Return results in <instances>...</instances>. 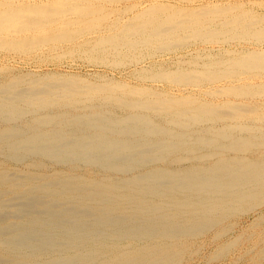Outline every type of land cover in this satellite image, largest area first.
Segmentation results:
<instances>
[{"label": "rangeland", "instance_id": "374dc122", "mask_svg": "<svg viewBox=\"0 0 264 264\" xmlns=\"http://www.w3.org/2000/svg\"><path fill=\"white\" fill-rule=\"evenodd\" d=\"M151 1L135 0L133 3L140 4V10L151 3ZM157 1L174 6L177 5V7L185 6L184 8L186 6L187 8L207 6L215 4V2H219L222 5L229 4L230 6L242 3L244 4L242 10L253 11L252 13H256L255 15L264 16V2H262L264 0ZM252 1H256L254 5ZM80 40H77L78 44L83 42ZM242 41L228 40L223 43L219 42L220 44L191 42L192 44L188 43L176 53L153 57L146 55L145 59L143 58L137 64H122L116 68H111L104 64L100 65L95 61L90 62L83 55L70 54L69 56V53L66 54V52L71 45L65 43L63 45L56 44L58 49L55 48L56 45L49 44L47 47L45 46L46 48L42 47L39 50L20 55L2 51L0 52V84L2 83L1 85L4 86L7 82L15 81L21 76V79H18L20 81L23 80L22 82H38L50 77V79L48 78L50 83L59 82L61 81L60 78L76 76L94 84L121 82L149 90V92L165 93L173 97L191 95L199 100L217 104L220 101L229 100L232 103L240 104L244 103V101L247 102V100L229 96L225 98L223 95L216 96L218 89L220 90V88L231 84L230 82L233 81L220 80V82L216 81L210 84L209 82H204L195 87L193 84L185 86L175 83V85L165 80H155V78L152 79L148 75L150 73H163L172 70L174 72V70L178 71L177 69L190 71L194 68L193 65L202 64V61L207 62L206 60L215 59V57L224 58L235 55L242 48L255 46L252 41ZM261 47H264V44ZM196 61L197 63L195 64ZM198 66L201 67L198 68L199 71L204 67ZM142 69L149 73L146 77L138 74ZM240 78V81H234V83H251L254 85L264 83V77L254 76L250 81L245 75ZM21 84L23 83L19 85ZM1 85L0 87H2ZM19 85L18 90H21L24 89V86L27 88L26 86L30 84ZM43 86L40 85L39 87ZM209 91H212L213 94ZM113 92L115 93L112 94V91H109L115 97L126 98V101L133 99L130 95L120 91ZM206 92L209 93L207 94ZM109 93L102 92L91 96L86 95L70 102L52 103L53 105L50 106L49 104L44 108H40L37 105L38 103L28 104L26 102L27 104H25L23 100L16 98L18 101L16 104H19L21 109L19 116L13 115V113L0 114V264H83L84 261L86 263L89 261V264H99L101 261L108 260L109 255L104 256L103 253H108L110 249L105 252V249L74 247L71 249L65 247L79 244L95 246V244L99 243H104L105 245L118 244L120 248L110 252L116 251L127 257H130L129 255L132 256V252L136 250L138 251L134 253L147 250V245H153V250L155 248L160 250L166 248L173 253L167 256V258H170L163 260L162 264H264V203H241L244 205L238 206L236 202H225L223 200L224 195L237 194L241 187L246 193L256 189V183L246 185L244 183L241 184L238 180H235L237 182H230L227 180H230V175L225 178L226 180H223L219 173L213 172L212 168L215 163L225 162L227 165H235L231 170H236L237 165L241 166V168L238 166L240 171L235 172V174L246 173L247 166L253 169L250 165L252 161L264 162V145H261L264 144V124L259 121L251 123L253 126L249 124L250 128L255 129L253 139H257L254 142L256 144L260 143V145H256L253 148V151H257L258 154H251L249 151H239L234 146V142H232L235 136L236 139L240 138V140L248 137V132L244 131L242 127L234 128L235 136L225 139L213 137L217 129L222 130L224 124L235 126L236 123L233 121H228L227 123L219 121L213 124L211 122H201L198 123L200 126L195 124L197 126L191 125L190 128L183 129V127L170 123L163 113L148 109L119 107L117 100L106 99ZM249 102L264 104V95L256 96L255 99L253 98ZM129 115L141 116L147 123L136 124L133 122L134 119L127 120ZM149 119L156 122L163 129L155 130L154 126L149 123L150 121L148 122ZM93 124L94 126H92ZM52 130L56 133H53L54 131ZM134 131H137V133H134ZM42 133L46 135L48 133L51 136L48 137L47 135V137L43 138ZM149 133L152 134L149 135ZM36 135H39L38 143L33 144L30 140ZM50 139H53L54 143ZM110 141L114 143H109ZM99 144H106L102 148H108V146L112 145L113 148L119 146L124 150L119 149L112 153H103L99 151ZM231 147L232 149H230ZM47 148L49 149L47 150ZM176 148L178 149L175 150ZM90 152L93 153L90 154ZM188 171L209 174L207 177L206 175L202 177L197 175L200 177L198 178V180L200 179L199 181L203 182L208 178L209 182L203 185V188L189 187L190 185H186V188H183L181 175L183 172ZM159 173L168 174L163 179L166 182L173 180L171 182L173 185L157 184V182L150 183L151 178ZM190 176L192 180L197 177L192 174ZM3 178L6 183L1 180ZM142 181H146L148 185L150 183L151 187L156 189V191L145 192V188H143L144 190L141 193L137 192L136 183ZM46 184H50L48 195L43 191L35 190L34 197L36 199H33L34 201L44 199L49 204H54V202L60 200V202L65 204V211L61 208L60 214L55 212L56 210L52 213H47L45 211L47 208L29 206L31 201H33L31 197H27L29 188ZM216 184L218 188H215ZM10 185L13 186L10 187ZM166 186H168L167 188L171 186L180 189L178 191H168L165 189ZM89 195L94 198L85 200V197ZM174 195L175 198L171 199ZM129 196H132V199ZM46 198L48 200H45ZM171 203L179 204L177 209ZM202 203L203 207H198V204ZM67 204L68 207L66 206ZM72 204H78V207L83 204L87 205H85L86 209L84 210L85 212L82 211V214L81 212H74L79 215V220L75 219V221L79 222L80 225L74 224V221H66L70 219L64 216L66 208L72 209L70 207ZM143 205L159 207L155 210V217H161L165 212H168L169 215L175 209V211L181 212V215L177 216L179 220L176 226L177 232L170 233L175 238L169 239L171 237L167 236L165 237L166 239L161 238L159 240L154 239V236L145 235L144 237L141 233L134 231L127 234L126 231L143 225V222L151 216L150 214L137 215L139 207ZM29 209L33 212L27 211ZM59 209L57 210L59 211ZM116 210L119 214L116 213ZM200 210L206 213L205 218L203 216L200 217ZM192 212L193 217H191ZM108 215L110 216L108 217ZM31 219L35 221L31 222ZM111 219L114 221L111 222ZM190 219L196 220L192 222ZM75 229L76 232L74 231ZM160 230L155 234H160ZM165 230L166 228H162V233ZM18 233L20 235L14 237ZM131 244H133L134 248H128ZM9 245H12L13 248H9ZM42 245L46 248H39ZM47 245L53 248H49ZM83 252H97L98 254L94 256L95 262L90 261L93 255H84L82 254Z\"/></svg>", "mask_w": 264, "mask_h": 264}, {"label": "bare ground", "instance_id": "6f19581e", "mask_svg": "<svg viewBox=\"0 0 264 264\" xmlns=\"http://www.w3.org/2000/svg\"><path fill=\"white\" fill-rule=\"evenodd\" d=\"M134 1L135 0H0V52L3 51L6 53H14V54L20 55V54L30 53L31 51H34L37 49L39 50V48H42L45 46L47 47L49 44H54V45L62 44L63 45L65 43V44L71 45L66 52V54L69 53V56L70 54H73V55L78 54L80 56L83 55L84 58L88 59L90 62L95 61L97 62V64L98 63L100 65L104 64L111 68H116L118 65H122V64H137L140 60H143V58L145 59L146 55L153 57L156 55L160 56L163 54L176 53L179 49L183 48L185 45L191 42L192 43L202 42V43H207V44L209 43L218 44L219 42L223 43L224 41H228V40L230 41L231 40L232 41L233 40L235 41L243 40L246 42L252 41L255 43V46L253 45L251 48H242L237 53H235V55L226 56L224 58L215 57V59L213 58V59L206 60L207 62L202 61L203 62L202 64H197V66L193 65L194 68L190 71H187V70L183 71V69L182 70L177 69L178 71L174 70V72H172L173 71L172 70L170 72L169 71L166 72L165 71L166 69H165L164 70L165 72L163 73L161 72V73H153V74L150 73L149 74V73H146L142 69L141 71L138 72L139 75L144 76V77H146V75L149 74L148 77H151L152 79L155 78V80H163V81L165 80L170 83H174V84L176 83L178 85H185V86L188 84H193L195 85V87L196 85L198 87L204 82H209L210 84L212 82L215 83L216 81L220 82V80L221 81L222 80L233 81V82H230L231 84H228L220 88V90L218 89L217 90L218 94L216 93L214 94H216V96L223 95L225 96V98L226 96L238 97L242 100H247V102L244 101V103L235 104L229 100V101H220L219 104H217L215 102L199 100L196 97L191 96V95L173 97L165 93L149 92V90H146L140 87L131 86L126 83L123 84L121 82H110L111 84H106V83L94 84V83L85 81L81 78H78L76 76H68L64 79L60 78L61 81L59 82L55 81L53 83L48 82L50 77H47V79H44L42 77L44 80H40L38 82H35V81L22 82L23 80L22 81L19 80L21 79L22 77L21 76V77H18L19 79L16 77L17 79L15 78L16 79L15 81H12L10 79L12 81V82L10 81V83L6 81L7 84L5 83L6 85L4 86L1 85L2 83L0 84L2 86L0 87V114L3 115V114H8V113H13V115L15 114L19 116L18 114L20 113L21 109L19 108L20 107L19 104H16V102H18L16 98L23 100L25 104H27L26 102H28V104L38 103L37 105L40 108L42 107L44 108V107H47L49 104L51 106L54 103L60 104L65 101L70 102L71 100H76L77 98L79 97L81 98L82 96L85 97L86 95L91 96V95L101 94L102 92L109 93V91H112V94H114L115 92L113 91H120L126 95H130L133 99L130 101H126V98L124 99L121 97L118 98L110 93H109L108 98L106 99L117 100V104L119 103L118 106L122 108H139L141 110L148 109V110L157 111L159 113H163L164 117H166L170 123L183 127V129L190 128L191 125L197 126L195 124H198L201 122L203 123L211 122V124H213L219 121H222V123L233 121L234 123H236L235 126L224 124L222 126V130L217 129V132H215L213 137L214 138L222 137L225 139V138H229L230 136L231 137L235 136V131H233L234 128L242 127L244 131L248 132V137L243 140H240V138L236 139V136L233 137L234 140H232V142H234L235 144L234 146L238 148V150L241 152L249 151L251 154H258L257 151L256 152L253 151V148L256 145H260V143L256 144L254 142V140L257 139V138L253 139V134H254L255 129L250 128V126H253V124L251 123H257L258 121L264 124V104L250 103L251 101L249 102V100L253 98L255 99L256 96L264 95V83L254 85L251 83H240L239 84V82L234 83V81L235 82L238 80L240 81L241 79L240 77L244 75L249 79V81L254 76L264 77V47H261L262 44H264V16L255 15L256 13L255 14L252 13L253 11L249 12L246 10H242V6H244V4L242 3H236L235 4L236 6L234 5L230 6L229 4L222 5L219 2H215V4L207 5V6L202 5V6H198L194 8L192 7L187 8L186 6V8H184L185 6L177 7V5L174 6L171 4L159 2L157 0H153V1L150 0L151 3L148 2L149 4H147L144 7L142 5L143 9L139 10L140 4H134L133 3ZM254 2L256 1H252L253 5H254ZM78 39H81L80 41L81 42L83 41V42L78 44L77 42ZM55 48H57V45ZM196 63L197 61L195 62V64ZM198 65L204 66L202 67V70L200 71L198 70V68L200 67ZM20 83L30 84L33 86L27 85L26 86L27 88H25L24 86L23 87L24 89L18 90V85ZM40 85H44V86L39 87ZM209 92L212 93V91H209ZM31 100L33 101L30 102ZM128 119H134L133 122H135L136 124L147 123L143 120V117L141 116L138 117L137 115H129L127 120ZM148 122L152 126H154L155 130L163 129L162 127L158 126L156 122H153L151 119H149ZM92 126H94V124ZM117 130L119 129L117 128ZM53 133H56V132L54 131ZM134 133H137V131H134ZM150 134L152 133H149V135ZM42 135H43V138L47 137V135L48 137L51 136L48 133L47 135L45 133L44 134L42 133ZM38 136L39 135H36L35 137H33L30 140L31 143L33 144L38 143L37 142ZM25 139H28V138H25ZM50 140L52 142L54 141L53 139H50ZM72 140H75V139H72ZM14 142L16 143V141ZM109 143H114V142L110 141ZM101 144H99L100 146L99 151L103 153L104 152L112 153L113 151H117L119 149L124 150L123 148L119 146L116 148H113L112 145L108 146V148H102L106 144H103L104 146ZM261 145H264V144H261ZM18 149H21V148H18ZM48 149L49 148H47V150ZM177 149L178 148H176L175 150ZM230 149H232V147ZM234 150H237V149H234ZM91 153L93 152H90V154ZM83 159H84V156H83ZM250 165L253 167V169L247 166L246 173H236V174L235 172L240 171L238 170L239 165H237V168H236L237 171L231 170L234 168L235 166L234 164L227 165L225 162H223L220 164L215 163V165H213L212 167L214 170L213 172L219 173L221 175V179L223 180H226L225 178H227L228 175H230V180L227 179L230 182H234L235 180H238L240 181L241 184L244 183L246 185L247 184L251 185L253 183H256V186H257L256 189L250 190L248 193H246V191L243 190L241 187L240 191L237 194H232L230 196L224 195L223 200L225 202H229V201L236 202L238 206L244 205L241 203H253V202L264 203V162H261V161L258 162L257 160H254L252 161V163H250ZM239 168H241V166H239ZM190 174L196 175V176L198 175L200 177H202L203 175H206L207 177L209 175L207 173L206 174L195 173V172L193 173L190 171L183 172L182 175L180 174L181 178L183 179V183H182L183 184L182 186H184L183 188H186V185H190L189 187L193 186L196 188L198 187L203 188L202 186L209 182L208 178H206L205 181L203 182L199 181L200 179L198 180V178L200 177L198 176L195 178V180L194 178L192 180ZM166 175L168 174L166 173L156 174L155 177H153L155 179L151 178V181L149 182L150 183L157 182V184L164 183V184L170 185L173 180L172 181L170 180V182L164 181L163 177L165 176L166 178L167 177ZM1 180L4 181L5 179L3 178ZM4 183H6V181H4ZM150 183L149 185L146 181L136 183L137 185L136 187L138 190L137 192L141 193L144 190L143 188H145L144 190L145 192L156 191V189H153V187H151ZM171 185H173V183ZM12 186L13 185H10V187ZM49 186L50 184H46V185H42L39 187L33 186L29 188V192H28L29 195L27 197L28 198L31 197V199L33 200L31 201L30 203L31 205L29 206H34L38 208L43 207L44 209L47 208V210H45L47 211V213L48 212L52 213L55 210H56L55 212L59 213L61 212L60 211L61 208L63 210L65 207V204L60 202V200L56 201L57 203L54 202V204H49L47 203V201H44V199H42L41 201L39 199L34 201V199H36L34 197V194H35L34 191L40 190V191H43L44 193H47L48 195ZM167 187L168 186H166L165 189L168 191H178L180 189V188L178 189L175 187L173 188L171 186L170 188H167ZM215 188H218L217 184L215 185ZM22 190L24 191V189ZM241 190H243L244 192ZM96 196H99V195H96ZM129 197L132 199V196H129ZM92 198L94 197L89 195L85 197V200L92 199ZM173 198H175V195L171 199ZM45 200H48V198H46ZM133 202L135 201L133 200ZM171 204L174 205V208L176 209L179 205L176 203L175 204L171 203ZM85 205L86 204H83L78 207V204H72V206H70L72 209L66 208V212L64 216L70 219L66 221H69V222L74 221L73 222L74 224L80 225L79 222L75 221V219L79 218V215L75 214L74 212L77 211V212H81L82 214V211L85 212L84 210L86 209L85 207L87 206ZM66 206L68 207V204ZM198 207L202 208L203 203L198 204ZM58 208H60L59 211L57 210ZM157 208L159 207L157 206L149 207L147 205H143L139 207L137 211V215L138 214H143V215L150 214L151 216H149V218L143 222L144 223L143 225H140L139 227H136L135 229H132L130 231H126L127 234L129 232L133 233L134 231V232L141 233V235H144V237L145 235H148L149 237L154 236L153 237L154 239H159V240L161 238L164 239L167 236L171 237L169 239L175 238V236L171 235L170 233L177 232L176 226L179 221L177 216L181 215V212L175 211L176 210L175 209L174 211L170 212L169 215H168V212H165L161 215V217H155L154 214L156 213L155 210ZM27 211H30V213L33 212L30 209ZM204 211H208V210H204ZM102 213L101 215H103ZM116 213H118L117 210H116ZM110 215H108V217ZM201 216L205 218L206 213L205 212L203 213L200 210V217ZM191 217H193V212L191 213ZM31 220H32L31 222L35 221L33 219ZM191 220L192 219H190V221ZM195 220L196 219H193L192 222H194ZM113 221L114 220L111 219V222ZM162 228H166L164 233H162L161 231ZM81 229L84 230L82 227ZM159 229H161L160 230L161 233L155 234L157 233V231H159ZM74 231L76 232V229ZM118 233H121V232H118ZM82 234H83V231H82ZM19 235L20 234L18 233L14 237H17ZM36 238L38 237L36 236ZM47 246H49V248L51 247L50 245H47ZM8 247L13 248L12 245H9ZM16 247L18 246L16 245ZM65 247L71 248V249H73L72 247L81 248V249H105V252H106L107 249H110V251H113L116 248H120V245L118 244L105 245L104 243H99L97 245L95 244V246L79 244V245H68ZM39 248H46V247L42 245V246H39ZM128 248H134L133 244L129 245ZM146 248L147 250H144L140 253H134V252H137L138 250L132 252L133 254L132 256L129 255L130 257L124 256V255L122 256V254H119V252H116V251L110 252L108 250L109 251L108 253H103L104 256L109 255L108 260L103 261V262L101 261L99 264H162L163 260H167L168 258H170V257L167 258V256L173 253V252L168 251V249L166 248H165L166 250L164 248L161 250L158 248H155V250H153L154 249L153 245H147ZM82 254L88 255V256L93 255V257L90 258V261L95 262L94 256L95 254H98V253L97 252H83ZM110 255H112V257H110ZM125 255H128V254H125ZM83 264H89V261L87 263L86 261H84Z\"/></svg>", "mask_w": 264, "mask_h": 264}]
</instances>
